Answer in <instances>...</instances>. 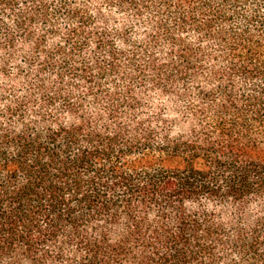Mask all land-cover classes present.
<instances>
[{
  "label": "trees",
  "instance_id": "16d2710c",
  "mask_svg": "<svg viewBox=\"0 0 264 264\" xmlns=\"http://www.w3.org/2000/svg\"><path fill=\"white\" fill-rule=\"evenodd\" d=\"M0 264H264V0H0Z\"/></svg>",
  "mask_w": 264,
  "mask_h": 264
}]
</instances>
